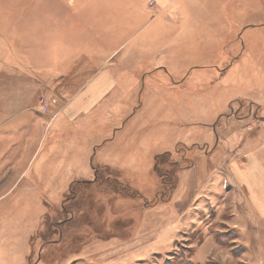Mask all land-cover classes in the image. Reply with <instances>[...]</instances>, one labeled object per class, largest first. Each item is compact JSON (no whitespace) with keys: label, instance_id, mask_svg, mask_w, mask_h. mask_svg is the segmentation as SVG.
I'll return each mask as SVG.
<instances>
[{"label":"rangeland","instance_id":"374dc122","mask_svg":"<svg viewBox=\"0 0 264 264\" xmlns=\"http://www.w3.org/2000/svg\"><path fill=\"white\" fill-rule=\"evenodd\" d=\"M150 1L0 0V231L30 234L24 246L39 264H198L200 228L169 237L165 224L193 192L194 165L206 153L218 168L264 164V15L253 4L264 8V0H216L221 20L208 13L204 23L237 21V28L190 32L182 21L160 31L161 21L177 18L159 4L153 11ZM206 1H191L190 21ZM103 66L128 71L110 100L127 99L113 113L117 126L132 119L114 147L90 154L95 173L85 176L83 147L70 156L59 134L65 121L80 119L66 117L69 95L61 89L77 88ZM11 119L23 120L13 128ZM92 135L86 140L102 138ZM86 140L79 135L77 145ZM52 141L54 154L68 156H44ZM134 142L142 152L136 167L126 157L115 169L116 152ZM7 152L13 157L3 168ZM98 159L106 168L96 167ZM41 162L65 172L46 166L40 184L22 183L27 167ZM81 175L72 188H57ZM174 197L182 202L167 203ZM16 257L8 253L6 264ZM205 263L218 264L213 252Z\"/></svg>","mask_w":264,"mask_h":264},{"label":"crops","instance_id":"0c3cea01","mask_svg":"<svg viewBox=\"0 0 264 264\" xmlns=\"http://www.w3.org/2000/svg\"><path fill=\"white\" fill-rule=\"evenodd\" d=\"M154 1L156 7L159 4L162 11L163 9L169 10L170 14L177 18L175 21H161L162 24L160 25L163 26V30L159 29L160 31L171 32L174 30L175 24L181 21L182 27L187 32L197 29H222L226 28V26L229 29H236L238 25L237 21L228 22L227 20L224 25L220 23L221 21L218 23H216L217 21L204 23V18L208 13L219 15V20H221L220 17L223 13L221 1L218 3L215 2L216 0L206 1L203 5L204 8L197 13V18L193 21H190V3L192 0H180L176 6L172 4V0ZM227 3L228 1L225 5ZM253 4L257 8L260 7V12L264 15V8L256 2H253ZM230 9L235 10L233 6ZM31 56L32 59H35L33 53ZM54 57L56 56L53 52L52 58ZM36 59L41 58L37 57ZM105 69V66L97 68L92 74L88 75L83 84L73 90L66 91L64 88V90L61 89L62 93L69 95V98L63 102L64 113L67 116L64 115L80 119L65 121L59 134L62 137L61 141L65 140V142H69L73 147L71 149L72 152H68L70 156H78V152H81L79 151V147H83L85 176L86 174L93 175L95 173H93L94 167L88 160L90 154L92 152L95 155L97 153L101 154L103 150L111 148V146L114 147L113 144L116 145L119 138L117 134L123 132L125 121L129 118L126 116L124 118L125 121L123 120V125L117 126L119 123H115L116 118H114L115 115L113 113L117 110L116 105L118 103H126L127 99L110 100V94L116 89L115 85L119 82L117 78L125 76L128 71L119 70V72L111 74L105 71ZM100 106L102 107L99 109ZM131 119L132 117L129 118V120ZM22 120L11 119L8 122H10V126L15 128ZM100 132L102 136L101 140L95 141L94 138L89 141L86 140L87 137L93 136L92 134ZM88 133L91 135L88 136ZM83 134L86 141H81V145L78 146V136ZM49 142L48 138L47 143ZM50 152H52L53 157L68 156L66 154H54L53 141L49 147V151L45 152L44 156H50ZM139 156H142V152L140 149H136L134 142L130 145V148L116 152L114 157L120 159L114 165V168H125L127 163L124 162V158L126 157L132 158L130 166L135 168L134 159ZM1 157L8 160L2 161L3 168H7L11 164L10 160L13 156L7 152L6 155H1ZM211 157L212 154L206 153L197 162L198 166L194 165L192 170L193 176L191 175L193 192L185 202L178 206L177 211L166 219V233L169 237H175L178 233H184L185 230L191 227L200 228L199 234L202 236V240L195 246L198 264H206L205 260L209 261V254L212 252L216 256L218 264H264V164H260L261 166L258 168L250 167L249 169L240 167L234 169L230 166L218 168L216 165H210L208 158ZM21 163L24 165V162ZM257 164L259 163L257 162ZM46 166L47 170L50 169L56 173L65 172L64 165L55 164L50 167L49 165H42L41 162L33 167L31 164L27 167V173L30 177L23 178L22 183L27 184L29 181H35L40 184L41 181L36 175L43 174ZM100 166L106 168V165L98 159L96 167ZM20 171H23V167L20 168ZM85 176L81 175L77 178L65 180L64 184L62 183L63 185L57 188L59 190L62 188H72L74 182L84 179ZM18 199L23 200L21 205H25L26 200L23 197ZM175 200L176 197L167 203L170 204L172 202L174 205H177L182 202V200ZM211 208H213L215 213L213 219L205 221V215ZM229 231H232V234L235 235L229 236V240H226V234ZM10 232L0 231V244H2V248H0V263L6 264V255L15 252L17 257L12 264H39L42 261L41 258L36 256V258L31 259V248L24 246V241L25 244L30 242V234L26 233L24 235L19 232H12L10 235Z\"/></svg>","mask_w":264,"mask_h":264},{"label":"trees","instance_id":"16d2710c","mask_svg":"<svg viewBox=\"0 0 264 264\" xmlns=\"http://www.w3.org/2000/svg\"><path fill=\"white\" fill-rule=\"evenodd\" d=\"M162 156H163L164 160H168V156H166V154H163ZM156 160H158V157H156ZM155 172L161 177L162 180L165 179V175L162 172H160V171H155Z\"/></svg>","mask_w":264,"mask_h":264},{"label":"built area","instance_id":"2783aa9c","mask_svg":"<svg viewBox=\"0 0 264 264\" xmlns=\"http://www.w3.org/2000/svg\"><path fill=\"white\" fill-rule=\"evenodd\" d=\"M155 1L154 0H151L149 2V6H150V9H152L154 11V9H156V6H155ZM43 101V100H42ZM45 106H43V109H44Z\"/></svg>","mask_w":264,"mask_h":264}]
</instances>
